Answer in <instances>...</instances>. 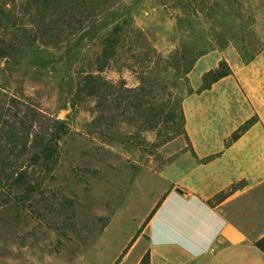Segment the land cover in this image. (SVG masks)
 Returning a JSON list of instances; mask_svg holds the SVG:
<instances>
[{
  "label": "rangeland",
  "instance_id": "374dc122",
  "mask_svg": "<svg viewBox=\"0 0 264 264\" xmlns=\"http://www.w3.org/2000/svg\"><path fill=\"white\" fill-rule=\"evenodd\" d=\"M44 2L0 0V264H89L140 170L136 187L159 189L155 173L178 181L256 123L251 142L264 145V0H119L115 23L130 19L147 42L135 45L125 26L119 61L102 72L98 41L56 49L50 32L37 34L52 22L34 13ZM223 62L232 74L211 83ZM85 75L112 87L77 99ZM37 137L52 140L54 162L30 161Z\"/></svg>",
  "mask_w": 264,
  "mask_h": 264
},
{
  "label": "crops",
  "instance_id": "0c3cea01",
  "mask_svg": "<svg viewBox=\"0 0 264 264\" xmlns=\"http://www.w3.org/2000/svg\"><path fill=\"white\" fill-rule=\"evenodd\" d=\"M255 133L257 123L178 181L155 173L159 189L137 188L147 169L139 171L86 252L88 263L140 264L148 256L150 264H264L255 245L264 237V145L251 142ZM206 146L195 142L197 151Z\"/></svg>",
  "mask_w": 264,
  "mask_h": 264
},
{
  "label": "trees",
  "instance_id": "16d2710c",
  "mask_svg": "<svg viewBox=\"0 0 264 264\" xmlns=\"http://www.w3.org/2000/svg\"><path fill=\"white\" fill-rule=\"evenodd\" d=\"M41 1L44 2L47 0ZM52 2L53 4L51 5L50 3V6L47 2H44L41 6H34V13L37 15L41 14L42 16L50 15L52 18V22L46 20L45 17L41 20L39 28L36 31L37 34L50 32L53 36L52 44L56 45V49L68 45L73 38H76L75 41L79 44L84 43L86 40H88V42L98 41L101 46V52L97 54V58L94 62L100 72L111 63L119 61L116 59V55L122 31L125 29V26L127 29L131 28L130 19L125 18L122 22L119 21L116 23L114 21L119 13V10L116 8V5L119 4V0H52ZM1 20L0 18V21ZM111 20L113 21L112 24H115L112 26L111 31L107 32L110 24L109 21ZM127 32L130 31L127 30ZM131 33L135 34V45L140 42H147V38L142 31L137 30L135 32V30L132 29ZM28 34V32L21 33V37H24L27 42L31 41V36ZM38 39L42 38L35 37V40ZM128 43L129 45L131 44V39ZM79 55L80 53H78L77 56ZM68 61L70 62L69 59ZM176 62L179 64V60H177L175 55L167 57V64L169 67H174ZM193 64L194 61L190 63V66H193ZM189 69L190 68H186V71ZM231 74V69L226 62H223L218 69L209 73V77L212 78L211 83H216ZM64 79H69L67 74H65ZM77 87L78 92L75 95L77 99L90 96H97L101 99L112 86L101 77L85 75L79 78ZM78 104L79 101L76 102V100H74L72 105L73 110L76 109ZM153 121L155 124L157 123L156 120ZM57 124H59V122H55L56 126ZM61 133H67L64 123L59 125L57 129V134H59V136L56 139H61ZM53 137L52 133L51 139H53ZM51 139L49 140L48 137H37L36 145L34 146L35 151L30 158L33 164L42 166L45 163L54 162L55 159L59 157L60 153L57 148L53 147L51 144ZM238 139L239 138H237V140ZM26 174V171L21 173V181L24 182ZM224 195L225 194L220 197H224ZM255 245L264 252V237L258 240ZM140 264H150L148 256H145Z\"/></svg>",
  "mask_w": 264,
  "mask_h": 264
},
{
  "label": "water",
  "instance_id": "95a60500",
  "mask_svg": "<svg viewBox=\"0 0 264 264\" xmlns=\"http://www.w3.org/2000/svg\"><path fill=\"white\" fill-rule=\"evenodd\" d=\"M177 192H180V193H181V192H182V190L178 188V189H177Z\"/></svg>",
  "mask_w": 264,
  "mask_h": 264
}]
</instances>
